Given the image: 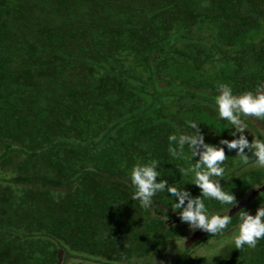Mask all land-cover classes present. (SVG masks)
Listing matches in <instances>:
<instances>
[{
	"label": "trees",
	"instance_id": "obj_1",
	"mask_svg": "<svg viewBox=\"0 0 264 264\" xmlns=\"http://www.w3.org/2000/svg\"><path fill=\"white\" fill-rule=\"evenodd\" d=\"M261 82L264 0H0V264H264V238L233 243L238 212L264 204V169L235 150L223 234L191 231L166 193L142 208L128 180L157 159L161 179L199 195L168 135L193 120L206 143L232 139L217 85ZM246 122L249 141L264 137Z\"/></svg>",
	"mask_w": 264,
	"mask_h": 264
},
{
	"label": "clouds",
	"instance_id": "obj_2",
	"mask_svg": "<svg viewBox=\"0 0 264 264\" xmlns=\"http://www.w3.org/2000/svg\"><path fill=\"white\" fill-rule=\"evenodd\" d=\"M214 105L218 118L231 126L228 135L232 139H220L218 144L206 143L200 124L193 120L187 121L190 131L172 133L167 137L169 154L173 158L189 161V167L183 172L189 177V183L199 188V195L193 196L183 187L184 184L161 179L157 159L136 162L128 170V180L134 189L131 198L138 201L142 208L152 209L153 198L166 193L172 211L181 222L186 223L193 232L199 230L210 235L223 234L232 224L229 210L237 204L234 194L223 190L221 186L225 175V149L229 152L235 150V156L245 163L251 161L255 167L264 169V137L251 135L249 141L245 134L249 127L246 122L248 118L264 121V82L258 83L254 90L239 95L233 93L230 85L220 83L217 85ZM205 200H215L228 206L227 214H212ZM238 214L237 223L233 226L236 233L233 240L235 249L254 248L264 238V204L256 209L254 215L246 210Z\"/></svg>",
	"mask_w": 264,
	"mask_h": 264
},
{
	"label": "rangeland",
	"instance_id": "obj_3",
	"mask_svg": "<svg viewBox=\"0 0 264 264\" xmlns=\"http://www.w3.org/2000/svg\"><path fill=\"white\" fill-rule=\"evenodd\" d=\"M154 264H162V262H160V260L159 261H157L156 263H154Z\"/></svg>",
	"mask_w": 264,
	"mask_h": 264
}]
</instances>
